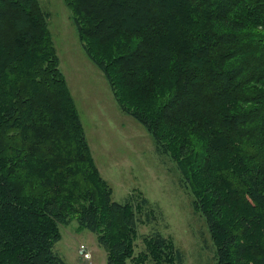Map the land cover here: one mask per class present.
I'll return each mask as SVG.
<instances>
[{
  "label": "trees",
  "instance_id": "obj_1",
  "mask_svg": "<svg viewBox=\"0 0 264 264\" xmlns=\"http://www.w3.org/2000/svg\"><path fill=\"white\" fill-rule=\"evenodd\" d=\"M121 111L189 182L215 264H264V0H65ZM38 0H0V264H67L59 225L106 264H182L159 234L134 256L135 215L89 156Z\"/></svg>",
  "mask_w": 264,
  "mask_h": 264
},
{
  "label": "rangeland",
  "instance_id": "obj_2",
  "mask_svg": "<svg viewBox=\"0 0 264 264\" xmlns=\"http://www.w3.org/2000/svg\"><path fill=\"white\" fill-rule=\"evenodd\" d=\"M89 156L112 201L128 203L135 215L134 256L147 252L144 239L156 234L173 242L182 264H215V247L184 173L169 153L161 152L150 133L123 113L101 72L88 60L65 0H38ZM53 251L67 264H106L96 236L76 221L59 225ZM84 251H81V248ZM89 258L85 259L84 254ZM126 264H134L127 261Z\"/></svg>",
  "mask_w": 264,
  "mask_h": 264
},
{
  "label": "built area",
  "instance_id": "obj_3",
  "mask_svg": "<svg viewBox=\"0 0 264 264\" xmlns=\"http://www.w3.org/2000/svg\"><path fill=\"white\" fill-rule=\"evenodd\" d=\"M81 249H82L81 251H84V248H83V247H82ZM84 258H85V259H88V258H89V255L85 253V254H84Z\"/></svg>",
  "mask_w": 264,
  "mask_h": 264
}]
</instances>
